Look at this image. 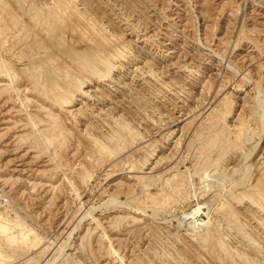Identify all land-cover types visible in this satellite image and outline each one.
Instances as JSON below:
<instances>
[{"label": "rangeland", "instance_id": "rangeland-1", "mask_svg": "<svg viewBox=\"0 0 264 264\" xmlns=\"http://www.w3.org/2000/svg\"><path fill=\"white\" fill-rule=\"evenodd\" d=\"M0 264H264V0H0Z\"/></svg>", "mask_w": 264, "mask_h": 264}, {"label": "bare ground", "instance_id": "bare-ground-1", "mask_svg": "<svg viewBox=\"0 0 264 264\" xmlns=\"http://www.w3.org/2000/svg\"><path fill=\"white\" fill-rule=\"evenodd\" d=\"M71 15H72V14H71ZM74 15H75V14H74ZM62 16H63V14H62ZM62 16H61V17H62ZM79 16H80V15H79ZM79 16H78V17H79ZM61 17H60V18H61ZM63 18H64V16H63ZM58 19H59V18H58ZM71 21H72V20H71ZM72 23H73V22H72ZM73 25H74V23H73ZM90 25H91V24H90ZM84 26H85V25H84ZM91 26H92V25H91ZM92 29H93V28H92ZM94 30H95V29H94ZM83 33H84V32H83ZM79 36H80V35H79ZM82 36H83V35H82ZM111 39H112V38H111ZM89 41H90V40H89ZM101 42H102V41H101ZM101 44H102V43H101ZM96 45H97V44H96ZM109 45H110V44H109ZM124 46H125V45H124ZM107 47H108V46H107ZM93 48H94V47H93ZM100 48H101V47H100ZM123 48H124V47H123ZM102 49H103V48H102ZM106 51H107V50H106ZM117 51H118V50H117ZM104 52H105V51H104ZM77 53H78V52H77ZM96 53H97V51H96ZM96 53H95V54H96ZM116 53H117V52H116ZM102 54H103V53H102ZM112 55H113V54H112ZM90 56H91V55H90ZM102 56H103V55H102ZM105 57H106V56H105ZM115 57H116V56H115ZM109 59H110V58H109ZM106 61H107V60H106ZM259 198H260V197H259ZM259 198H258V199H259ZM256 199H257V198H256ZM258 201H259V200H258ZM256 202H257V201H256ZM259 202H260V201H259Z\"/></svg>", "mask_w": 264, "mask_h": 264}]
</instances>
